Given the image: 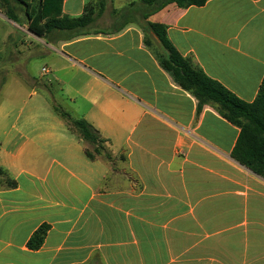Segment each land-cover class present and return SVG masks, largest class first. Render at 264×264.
<instances>
[{
  "label": "crops",
  "instance_id": "obj_1",
  "mask_svg": "<svg viewBox=\"0 0 264 264\" xmlns=\"http://www.w3.org/2000/svg\"><path fill=\"white\" fill-rule=\"evenodd\" d=\"M87 7L82 34L27 33L47 58L40 76L110 160H89L53 109L0 103V167L16 182L0 185V264H264V179L231 157L240 130L211 106L197 111L147 26H166L182 57L251 103L264 78V0L170 4L146 20L141 0L62 1L69 18Z\"/></svg>",
  "mask_w": 264,
  "mask_h": 264
},
{
  "label": "trees",
  "instance_id": "obj_2",
  "mask_svg": "<svg viewBox=\"0 0 264 264\" xmlns=\"http://www.w3.org/2000/svg\"><path fill=\"white\" fill-rule=\"evenodd\" d=\"M63 0H0V10L4 15L20 26L25 25L27 32L49 41L50 35L57 31L82 34L93 22V12L86 8L79 18H69L62 13ZM208 0H141L144 7L143 19L163 10L170 4L186 9L191 6L201 7ZM16 9L23 11L26 20L23 25ZM163 49L157 56L160 66L183 90L191 93L197 100V111L204 105L211 106L227 122L239 128V136L232 150L231 157L257 176L264 179V78L255 100L251 103L237 98L218 82L207 77L190 58L182 57L167 37L166 26L147 23ZM65 122L68 130L90 147L85 148V155L91 161L102 155L110 160L103 147L104 140L84 119H76L59 107L53 108ZM4 178V179H3ZM0 185L15 188L16 182L0 167ZM49 230L48 225H41L29 239L30 250H38Z\"/></svg>",
  "mask_w": 264,
  "mask_h": 264
},
{
  "label": "rangeland",
  "instance_id": "obj_3",
  "mask_svg": "<svg viewBox=\"0 0 264 264\" xmlns=\"http://www.w3.org/2000/svg\"><path fill=\"white\" fill-rule=\"evenodd\" d=\"M15 12L24 25L23 11L16 9ZM38 45L42 46L28 35L25 25L9 20L0 10V103L16 107L43 106L49 110L56 106L65 111L66 106L57 96L59 84L55 80L49 84L47 80L51 76H40L47 58L39 54Z\"/></svg>",
  "mask_w": 264,
  "mask_h": 264
},
{
  "label": "built area",
  "instance_id": "obj_4",
  "mask_svg": "<svg viewBox=\"0 0 264 264\" xmlns=\"http://www.w3.org/2000/svg\"><path fill=\"white\" fill-rule=\"evenodd\" d=\"M42 72H43V73H47V69H46V68H43V69H42Z\"/></svg>",
  "mask_w": 264,
  "mask_h": 264
}]
</instances>
